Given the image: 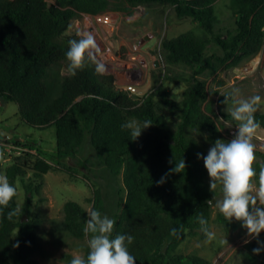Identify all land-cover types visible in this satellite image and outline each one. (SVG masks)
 Here are the masks:
<instances>
[{
    "label": "trees",
    "instance_id": "1",
    "mask_svg": "<svg viewBox=\"0 0 264 264\" xmlns=\"http://www.w3.org/2000/svg\"><path fill=\"white\" fill-rule=\"evenodd\" d=\"M217 1L0 0V101L18 104L19 117L28 126L39 130L55 127V160L59 164L77 156L89 142L113 177L123 175L127 196L116 217L112 237L117 234L134 237L128 248L136 264H211L196 255L178 254L177 250L187 237L205 239L197 218L202 214L210 229L212 217L207 171L188 132L203 131L217 137L220 127L216 115L203 108L209 91L197 77H192L184 98L176 101L163 88L136 99L117 87L114 76L98 74L91 61H86L84 69L75 76L67 71L62 73L63 66L67 64V70L69 63L65 55L69 40L80 38L70 31V26L81 14L131 12L139 5L170 6L178 17L195 21L203 34L188 32L164 40L161 46L164 58L168 64L200 75L214 66L213 59L223 64L239 55L251 57L264 45V0H230L237 29L228 40L215 34ZM211 45L220 47L224 56H208ZM166 109L180 113L176 129L168 124L163 114ZM255 118L264 128V113H255ZM130 120L141 124L149 120L153 125L142 138L133 141L130 130L122 128ZM10 142L23 144L15 138ZM182 158L186 169L170 173ZM28 165L24 157H18L6 169L9 183L16 190L17 178L23 177L27 170L42 177L52 168L42 160L33 163V168ZM165 174H168L165 182L158 184ZM25 189L27 202L21 215L7 218L9 211L19 208L18 193L7 208L0 207V264H38L35 256L42 247L38 222L25 219L37 189L33 190L32 185H26ZM92 210L103 215L105 206L100 192L92 199ZM64 214L66 231L76 239H88L83 232L88 211L69 201ZM219 221L227 228L235 227L233 221L229 223L222 215ZM181 226L183 230L178 236L170 234L172 228ZM17 243L19 246L14 247ZM258 246L252 242L247 248L253 258L264 260V251L259 255L252 252ZM88 251L86 246L85 257ZM72 258L66 255L67 264Z\"/></svg>",
    "mask_w": 264,
    "mask_h": 264
},
{
    "label": "rangeland",
    "instance_id": "2",
    "mask_svg": "<svg viewBox=\"0 0 264 264\" xmlns=\"http://www.w3.org/2000/svg\"><path fill=\"white\" fill-rule=\"evenodd\" d=\"M229 4L230 0H218L214 6L217 18L215 34L225 40L230 39L237 29V18L231 12ZM131 10L109 11L117 14L114 16L116 20L112 32H108L102 23L103 14L79 15L72 21L70 31L76 34L89 31L94 35L99 48L97 59L106 68L104 75L114 76L117 87L136 99L150 95L156 88H163L170 92V98L180 101L184 98V92L193 76L204 81L209 95L203 108L216 115L215 120L220 127V136L217 137L203 131L188 132L196 142L201 163L204 165L202 157L208 154L215 140L230 141L237 131L238 122L224 117L230 116L226 109L233 106L232 96L236 90L239 91L236 98L260 95L262 106L256 113H264V45L259 53L251 57L239 55L223 64L213 59L212 68L195 75L191 69L168 64L161 46L164 40L174 39L188 32L202 35L198 24L190 18L178 17L175 9L170 6L139 5ZM214 54L223 57L224 51L217 45H211L207 55ZM66 65L62 68L64 74L67 71ZM226 97H229L228 104L224 103ZM18 112V104L2 102L0 129L8 131L13 137L8 139L4 136L0 139V175H6V169L18 157H24L30 168L39 160L51 165V170L42 177L29 169L23 177L17 178V200L22 210L27 202L25 186L32 185L33 190L37 189L32 195L25 219L38 222V234L42 244L41 250L35 256L38 264H67L66 255L85 256L84 249L89 238L76 239L66 231L63 225L65 204L75 201L87 211L92 210V199L96 192H100L105 206L103 215L116 221L127 196L123 175L113 177L89 142L85 143L77 156L59 164L55 160V127L39 130L28 126L20 119ZM163 114L170 127L176 129L181 120L180 113L166 109ZM145 133L146 129L142 131L140 138ZM14 138L23 144L17 146L10 142ZM253 143L256 146L254 167L258 173L260 165L264 164V128L257 130ZM206 176L209 188L208 172ZM211 194L210 230L215 232L216 239L206 242V238L187 237L177 253L196 255L211 264H264V260L250 255L247 246L252 242L257 243V240L247 236L242 222L233 219L235 227L227 228L219 221L222 214L215 207L216 200L221 198L219 186ZM16 234L17 232L14 236ZM263 236L264 231L260 233V241ZM226 239L228 244L222 242ZM246 240L251 242L245 243Z\"/></svg>",
    "mask_w": 264,
    "mask_h": 264
},
{
    "label": "clouds",
    "instance_id": "3",
    "mask_svg": "<svg viewBox=\"0 0 264 264\" xmlns=\"http://www.w3.org/2000/svg\"><path fill=\"white\" fill-rule=\"evenodd\" d=\"M78 36L79 39L69 40V49L65 54L69 62L67 72L75 76L78 70L84 69L86 61H91L95 64L96 72L104 74L106 68L97 59L99 48L94 35L85 31L78 33ZM238 95L239 91L236 90L232 96L233 106L226 109L232 120L238 122L234 137L230 141L215 140L208 154L202 158L210 178L209 190L214 193L219 186L221 191V198L216 200L215 207L229 223L233 219L242 222V227L247 230V236L257 240L259 246L252 252L259 255L264 251V242L259 240L260 233L264 231V164L260 165L257 173L254 167L256 146L253 139L260 128L255 113L262 106V97L253 95L248 98H236ZM228 101L229 97H226L224 103L228 104ZM152 125L149 120H145L142 124L130 120L123 124L122 128L130 130L131 140L135 141L144 129ZM197 155L201 156V154ZM185 169L186 162L182 158L176 162L170 173H181ZM168 174L162 176L157 183L163 184ZM16 193L17 190L9 183L8 177L0 175V207L7 208ZM208 203L211 204L212 201L209 200ZM21 213L20 208L13 209L8 212L7 218L11 220ZM197 219L206 242L215 240L216 234L209 229L208 221L204 216L201 214ZM115 223V220L107 215L90 209L83 228L84 234L89 236L87 241L89 251L86 257L80 254L74 255L70 264H136V258L128 248V245L133 243L134 237L117 234L113 238ZM182 230V226L174 227L170 230V234L178 236ZM222 242L228 244L227 239ZM249 242L251 241H245V243ZM18 246V243L14 245V247Z\"/></svg>",
    "mask_w": 264,
    "mask_h": 264
},
{
    "label": "built area",
    "instance_id": "4",
    "mask_svg": "<svg viewBox=\"0 0 264 264\" xmlns=\"http://www.w3.org/2000/svg\"><path fill=\"white\" fill-rule=\"evenodd\" d=\"M115 15L117 14H114L113 12H107L101 16L102 23L105 25L108 32H112L114 30L116 20L114 17ZM138 15L140 14L138 13ZM135 16H137V14H135Z\"/></svg>",
    "mask_w": 264,
    "mask_h": 264
},
{
    "label": "water",
    "instance_id": "5",
    "mask_svg": "<svg viewBox=\"0 0 264 264\" xmlns=\"http://www.w3.org/2000/svg\"><path fill=\"white\" fill-rule=\"evenodd\" d=\"M1 105H2V102L0 101V111H1ZM0 135L3 137L5 136L8 139L13 137V135L11 133H9L8 131L3 130V129H0Z\"/></svg>",
    "mask_w": 264,
    "mask_h": 264
}]
</instances>
